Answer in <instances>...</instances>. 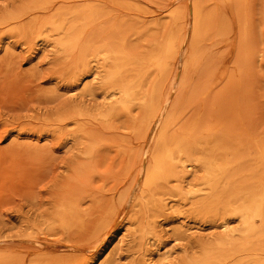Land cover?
Here are the masks:
<instances>
[{"label":"rangeland","instance_id":"374dc122","mask_svg":"<svg viewBox=\"0 0 264 264\" xmlns=\"http://www.w3.org/2000/svg\"><path fill=\"white\" fill-rule=\"evenodd\" d=\"M36 1L0 0V19L27 11ZM195 1H108L104 6L112 18L104 23L120 28L158 24L157 31L128 37L132 53L143 57L150 43L166 34L170 12L189 11ZM198 1L204 11H218L225 27H213L196 54L192 22L179 21L182 43L161 87L160 111L149 123L138 102L127 111L118 106L111 120H100L98 113L116 106V98L103 95L109 86L101 62L78 72V87L73 79L77 52L64 54L35 34L19 33L33 24L35 15L15 29L0 25V264L66 259L72 264H176L184 252L192 255L199 244L221 236L210 219L192 211V198L186 203L167 200L176 204L175 211L155 219L154 236L143 237L139 224L131 223L139 209L145 166L168 114L175 120L170 134L196 123L200 140L217 132L228 143L243 142L247 148L264 142V0ZM66 2L52 0L56 7L83 3ZM48 16L38 13V24ZM100 25L89 28L83 42ZM94 41L99 45L100 39ZM154 77L150 71L146 89ZM79 109L84 138L73 142L76 124L60 127L54 122ZM200 178L201 173H192L184 185L198 189ZM70 202L79 206L83 226L66 232L48 227L46 222ZM120 232L121 241L113 244Z\"/></svg>","mask_w":264,"mask_h":264},{"label":"bare ground","instance_id":"6f19581e","mask_svg":"<svg viewBox=\"0 0 264 264\" xmlns=\"http://www.w3.org/2000/svg\"><path fill=\"white\" fill-rule=\"evenodd\" d=\"M63 1L83 3L81 6L56 7L52 0H38L27 11L1 18L0 25L15 29L17 23L24 18L35 15L33 24L19 30V33L22 36L35 34L42 41L52 43L58 52L64 54L77 52V72L73 79H76L74 84L78 87H81V69L86 70L93 61L101 62L105 73L104 82L109 86L103 95L105 99L116 98V106L111 104L107 110L98 113L99 119L104 122L112 119L116 107L127 111L137 102L143 108L148 123L157 117L165 75L182 43L179 28L181 19L193 24L190 32L196 54L202 38L213 27L219 24L222 29L225 27L218 11H204L197 0L189 11L178 8L170 12L172 22L168 25L166 34L162 39L151 42L148 54L141 57L132 53L128 37L157 31L158 24H146L141 27L129 25L124 28L116 24L105 25L104 22L112 17L104 4L114 0ZM40 12H48L49 16L38 24L37 14ZM99 22V30L90 34L88 40L83 42L87 30ZM97 39H100L99 45L95 44L94 40ZM189 64H193L192 60ZM150 71H155V77L146 89ZM78 82L80 83L77 84ZM92 102L94 104L97 101ZM97 103L100 104L101 101ZM71 114L73 115L58 117L54 123L60 127L76 124L72 141H81L84 138L81 137V132L84 133V128L80 125L81 109ZM174 124L172 114H168L157 137L151 155L152 161L150 165L145 166L143 189L136 205L139 209L131 218V223L139 224L143 237L154 236L155 219L168 210L175 211L176 204L170 206V203H186L192 198V211L210 219L212 227L221 229V236L213 242L199 244V250L192 255L184 252L176 264H264V245L261 244L264 241V142H257L252 148H247L243 142L228 143L227 138H219L217 132L210 133V128L207 129L209 133L200 140L196 136V123L187 127L181 126L178 131L170 134ZM92 137L96 139V136ZM86 153H92V146ZM198 172L201 173L197 184L199 188L193 187L196 184L185 186L189 176ZM173 183L176 185L171 186ZM124 197L126 194L122 196L123 199ZM144 220L146 226L143 227ZM234 223H237V226H234ZM46 224L50 228L57 227L65 232L74 227L81 228L83 222L79 206L74 202L63 205ZM120 239L121 232L114 236L112 243H118ZM72 263L73 260L66 259L58 264Z\"/></svg>","mask_w":264,"mask_h":264}]
</instances>
